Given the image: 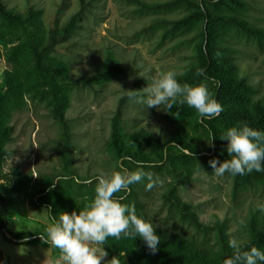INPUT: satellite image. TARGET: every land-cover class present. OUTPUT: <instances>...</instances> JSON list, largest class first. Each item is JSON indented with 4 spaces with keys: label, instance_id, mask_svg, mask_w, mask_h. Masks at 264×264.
<instances>
[{
    "label": "rangeland",
    "instance_id": "obj_1",
    "mask_svg": "<svg viewBox=\"0 0 264 264\" xmlns=\"http://www.w3.org/2000/svg\"><path fill=\"white\" fill-rule=\"evenodd\" d=\"M7 6L23 10L26 0H0ZM27 0L40 9L46 28L52 29L78 8L77 0ZM245 20L264 27V0H244ZM197 0H93L92 6L81 16V26L66 40L59 42L50 55L66 69L73 80L92 76L105 63L110 54L118 61L120 72L113 74L102 84L77 85L65 89L67 102L64 118L67 132L51 114L45 101L24 95L19 107L12 111L11 139L6 148L3 169L10 172L18 169L30 174L32 180L50 178L63 173L62 145L66 146L76 175L93 179L113 170L137 169V164L119 160L109 144L111 121L120 110V127L133 135L140 130L154 139L163 141L167 134L183 125L187 129V142L197 144L204 154L207 146L206 134L200 128L190 127L191 121L182 123L167 119L168 112L149 108L129 99L130 91L147 86L136 70L140 65L158 77L161 72L173 70L177 74L194 58V43L197 26L179 27L174 20L182 18L195 7ZM155 5V8L149 6ZM228 44L235 48L232 53L238 75L250 87L251 100L264 99V39L257 40L239 32L229 30ZM15 43L0 41V86L3 74L11 68L7 54ZM212 92L213 85L206 81ZM184 151V164L188 173L180 175L168 169L164 162L141 164L143 171L152 173L162 181L150 191L145 183L130 185L124 193L139 199L149 218L159 227L183 235L206 251L218 249L217 229L224 230L228 241L235 237L241 242L249 237L248 221L264 217L255 210L264 203V188L250 185L234 189L233 175L217 177L212 168ZM83 184V183H81ZM94 188L92 184H84ZM85 188V187H84ZM172 194L187 201L190 210L200 225H194L181 217L175 207ZM9 233L41 231L46 233L50 221L47 209L37 208L29 199L14 196L6 208ZM0 252L11 264H64L61 257L53 261L49 248L7 242L0 234ZM102 264H127L121 255L114 259L107 256Z\"/></svg>",
    "mask_w": 264,
    "mask_h": 264
},
{
    "label": "trees",
    "instance_id": "obj_2",
    "mask_svg": "<svg viewBox=\"0 0 264 264\" xmlns=\"http://www.w3.org/2000/svg\"><path fill=\"white\" fill-rule=\"evenodd\" d=\"M57 1V0H56ZM193 10L176 19L173 23L179 27L197 26L198 34L194 43V58L187 63L183 71L177 74L181 84H199L201 81L213 85L211 94L222 106L223 111L212 119L199 116L194 108L181 104L177 98L167 112L169 121L182 123L191 121L190 127L200 128L206 134L207 146L205 154L197 144L187 142V129L180 125L167 134L163 141L154 139L143 130L128 135L120 127V110L111 121V136L109 140L112 152L119 160L137 164L164 162L165 166L180 175L188 173L184 164V151H188L206 168H211L209 160L219 162L229 158L225 147L227 141L220 136L229 127L246 123L253 129L264 132V99L251 100L250 87L246 80L238 75L232 53L235 48L228 44L227 33L234 30L247 37L257 40L264 39V27L257 26L245 20L240 14L246 7L244 0H197ZM23 10L16 6H7L0 1V41L9 40L15 43L7 54V61L11 65L3 74V84L0 86V234L7 242L41 246L49 248L54 260L61 257L58 249L42 242L40 237L46 236L41 231L9 233L6 230L7 205L14 196L29 199L31 205L47 209L57 219L61 211L71 213L82 211L94 195V188L77 183L81 180L74 172L73 166L65 153L66 146L62 145L63 173L55 177L32 180L30 174L12 169L5 172L3 163L7 154L6 145L11 139L12 127L10 117L12 111L19 107L24 95L45 101L51 114L62 126L64 134L67 132L65 123V106L67 102L65 89L77 85L102 84L113 74L120 72L118 61L109 54L106 55L104 65L92 76L80 81L67 77L66 69L56 61L50 52L61 41L66 40L81 26V16L92 6L93 0H77L78 8L72 12L63 25L54 22L52 29L46 28L41 19V10L25 1ZM64 0H60L59 3ZM155 5L149 8H155ZM216 137L209 142L210 135ZM57 177H61L57 182ZM64 177H67L66 179ZM250 185L264 188V172L252 171L246 174L233 175L234 189H241ZM85 187V188H84ZM124 196L122 203L134 205L136 214L145 220L152 221L144 211L139 199ZM175 207L181 217L194 225H200L190 210L187 201L170 194ZM50 221V217H49ZM156 234L160 237L158 248L152 252L145 242L136 238L115 239L109 237L103 245L107 257L114 259L123 256L127 264H224V260L232 255L233 249L228 246V239L224 230L217 229L218 249L206 251L199 248L183 235L165 230L153 221ZM249 237L242 243L247 247L256 246L264 250V217H251L248 221ZM0 264H11L0 252Z\"/></svg>",
    "mask_w": 264,
    "mask_h": 264
},
{
    "label": "clouds",
    "instance_id": "obj_3",
    "mask_svg": "<svg viewBox=\"0 0 264 264\" xmlns=\"http://www.w3.org/2000/svg\"><path fill=\"white\" fill-rule=\"evenodd\" d=\"M136 70L141 78L148 81L143 89L129 92V99L136 103L167 111L179 98L181 104L194 108L204 119H212L223 111L205 83L181 84L173 70L161 72L158 77L151 76V70L140 65ZM214 137L215 134H211L209 142ZM220 139L227 141L225 151L229 158L222 162L209 160L217 177L226 173L264 172V132L242 123L224 130ZM136 163V170H113L96 176L94 195L84 210L61 211L58 219L49 212L46 236L40 238L43 243L60 251L64 264H102L107 256L103 245L109 237L140 238L152 252L157 250L160 237L155 232L156 226L138 216L134 205L122 203L124 196L115 195L145 180L146 191L162 184L159 177L143 171L141 162ZM59 179L61 177H57L56 182ZM94 181L77 179V183L84 184ZM255 210L264 213V203L257 204ZM228 246L233 253L224 260V264H264V250L256 246L245 250V245L235 237L228 241Z\"/></svg>",
    "mask_w": 264,
    "mask_h": 264
}]
</instances>
